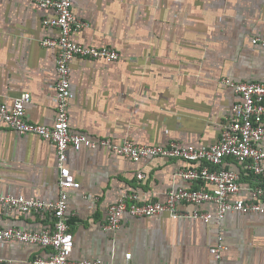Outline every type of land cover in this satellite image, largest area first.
I'll use <instances>...</instances> for the list:
<instances>
[{
    "label": "crops",
    "instance_id": "crops-1",
    "mask_svg": "<svg viewBox=\"0 0 264 264\" xmlns=\"http://www.w3.org/2000/svg\"><path fill=\"white\" fill-rule=\"evenodd\" d=\"M87 25L74 31L75 42L112 47L114 61L76 56L70 62V129L113 143L168 145L173 141L208 146L239 95L223 79L264 82V0H72ZM56 15L32 0H0V101L11 107L29 93L28 121L51 125L56 115L57 50L43 44L57 37L44 24ZM264 148V139L260 143ZM240 175L232 199H251L264 179L227 158ZM67 166L80 183L68 190V215L74 236L71 260L102 264H218L210 248L220 235L227 245L220 264H264V214L229 211L221 223L198 218L125 214L117 229L105 227L110 204L128 191L165 201L173 187L205 188L187 181L179 167L198 162L146 157L134 161L107 147L68 150ZM264 167V160L262 161ZM146 177L139 179L138 172ZM59 168L53 142L21 134L0 122V195H24L51 202L59 198ZM195 208L214 211L213 202ZM53 218L18 209L5 212L0 225L41 231ZM50 249L23 241L0 242V264H32Z\"/></svg>",
    "mask_w": 264,
    "mask_h": 264
},
{
    "label": "built area",
    "instance_id": "built-area-1",
    "mask_svg": "<svg viewBox=\"0 0 264 264\" xmlns=\"http://www.w3.org/2000/svg\"><path fill=\"white\" fill-rule=\"evenodd\" d=\"M43 8H52L56 15L45 18L44 24L59 30L57 37H46L43 44L57 50L56 69V115L51 125L37 124L27 120L26 104L31 100L29 93L17 97L11 107L0 101V122L5 123L18 133H34L53 142L57 150L59 168V198L56 201H43L27 198L24 195L2 194L0 204L5 212L18 209L22 213L37 212L49 214L53 224L41 231H29L21 227L1 226L0 242L23 241L41 245L50 249L48 257L37 256L32 264H102L99 259L71 260L74 236L70 228L68 215V190L78 188L71 169L67 166L68 150L87 147H107L115 153L140 161L146 157H165L176 161L198 162V165L179 167L176 174L187 181L210 183L212 190L205 188L173 187L168 191L165 201L143 198L137 191H128L110 204L107 210L105 227L117 229L125 214L134 216H152L168 212L173 218L192 217L204 222L221 223L229 211L264 214V188L261 185L251 191V199H232L240 190V175L225 166L227 158L241 163L248 171L264 179V148L260 145L264 139V82H239L223 79L239 95L227 120L222 125L221 137L208 146H196L193 143L173 141L168 145L137 144L129 141L113 143L108 138L91 139L87 135L72 132L69 119V102L72 97L70 82V62L76 56L114 61L119 52L112 47L86 46L75 42L74 31L83 29L87 23L73 11L72 0H32ZM256 44L264 45V36L253 39ZM139 179L145 173H137ZM203 202H213L214 211H202L195 208L190 213L179 208L180 203L197 206ZM227 245L220 235L210 248L218 264L224 257ZM131 253L126 254L127 263Z\"/></svg>",
    "mask_w": 264,
    "mask_h": 264
}]
</instances>
